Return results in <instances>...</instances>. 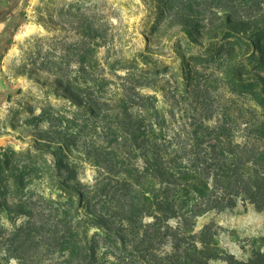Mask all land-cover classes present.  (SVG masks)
<instances>
[{
  "label": "rangeland",
  "instance_id": "374dc122",
  "mask_svg": "<svg viewBox=\"0 0 264 264\" xmlns=\"http://www.w3.org/2000/svg\"><path fill=\"white\" fill-rule=\"evenodd\" d=\"M240 2L13 0L8 5L9 16L0 24V202L22 206L28 216L0 207V226L9 230L0 237L1 252L21 254L9 233L29 217L38 236L52 228L67 202L56 189L60 173L68 171L69 180L91 186L101 172L98 160L113 152L124 156L117 149L124 95L152 96L159 106L166 96L177 110L192 113L201 92L212 99L222 92L225 53L239 50L244 40L216 34L214 25L225 14L222 8L233 13ZM240 69L264 76V63L249 58ZM181 70L193 84L190 90L182 85ZM70 92L94 100L99 113L79 107ZM37 132L58 138V146L34 143ZM206 225L217 231L220 246L241 260L264 237V213L252 205L210 213L196 229ZM40 245L22 264L55 262L59 237L49 231Z\"/></svg>",
  "mask_w": 264,
  "mask_h": 264
},
{
  "label": "trees",
  "instance_id": "16d2710c",
  "mask_svg": "<svg viewBox=\"0 0 264 264\" xmlns=\"http://www.w3.org/2000/svg\"><path fill=\"white\" fill-rule=\"evenodd\" d=\"M240 1L233 13L222 8L225 14L214 25L216 34L244 40L239 50L225 53L221 93L212 99L201 92L192 113L177 110L166 96L159 106L152 96L124 95L117 137L124 156L113 152L98 160L101 172L91 186L69 180L68 171L58 175L56 189L67 202L49 230L62 244L49 264H264V237L241 260L220 246L212 225L196 229L201 217L238 206L264 213V76L240 69L245 58L264 63V0ZM180 79L190 90L183 70ZM69 95L91 115L99 113L94 100ZM32 135L39 136L34 143L58 146L50 134ZM0 207L28 216L17 204L0 202ZM3 230L9 231L0 226L1 238ZM49 231L38 236L30 217L15 226L10 240L21 254L0 251V264L27 261L26 254L45 244Z\"/></svg>",
  "mask_w": 264,
  "mask_h": 264
},
{
  "label": "crops",
  "instance_id": "0c3cea01",
  "mask_svg": "<svg viewBox=\"0 0 264 264\" xmlns=\"http://www.w3.org/2000/svg\"><path fill=\"white\" fill-rule=\"evenodd\" d=\"M13 2V0H0V24L4 23L9 14H7L8 5Z\"/></svg>",
  "mask_w": 264,
  "mask_h": 264
}]
</instances>
